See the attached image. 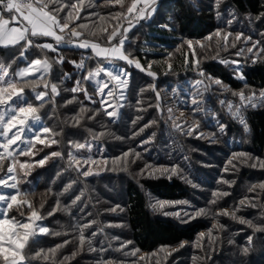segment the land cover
Masks as SVG:
<instances>
[{
    "label": "trees",
    "instance_id": "1",
    "mask_svg": "<svg viewBox=\"0 0 264 264\" xmlns=\"http://www.w3.org/2000/svg\"><path fill=\"white\" fill-rule=\"evenodd\" d=\"M85 1L90 4L83 5ZM133 2L134 0H120L119 4L117 0H61V3L69 6L75 3L77 8H65L59 13V19L63 23L64 17L71 11L73 20L69 21L70 27L65 30L71 31L75 27L76 31L83 33L79 40L87 39L101 46H109L107 36L114 30L121 32V28L129 25L123 15ZM58 6L56 4L47 10L52 11ZM155 6L152 18L149 21L143 20L141 27L127 36L124 45V52L138 61L143 71H130L120 119L129 123L131 118L129 126H133V129L128 131L129 127L127 128L131 138L126 145L128 150L138 153L155 165L171 169L175 167L177 174H172L169 170L155 176L136 178L129 177V172L126 174V171H122L118 176L99 177L101 184L95 189L100 194L102 204L90 193L89 190L93 192L90 182L77 172L76 166L68 167L69 162L62 161L65 151L60 147L59 140L58 143L41 147L37 144L40 148L37 152H32L35 149H30L29 146L28 151L15 157L18 159V187L25 191V196L35 198V202L40 192H44V196L64 192L62 198L55 195V203L59 206L71 204L74 214L71 217L67 214H64L66 217L58 216L60 218H56L55 222L43 218L41 222L49 232L62 228L63 225L73 230L75 228L78 240L71 241V236L67 237V233L63 237L44 234L33 243L31 254L41 252L43 256L47 254L43 250H57L54 253L50 251L48 259L36 256L33 258L30 254L26 264H105L108 261L114 264H264V231H255L248 223H240L239 219H232L230 215L239 209L235 211L238 218L264 227V190L257 188L250 191L254 185L264 183V168L251 166L264 161V104L258 102V97L254 102L259 106L241 109L248 127L245 130L244 125L238 118H233L228 108L232 104V111L236 110L240 105L239 95L229 97L226 94L228 91L243 92L244 95H248L245 93L248 91H264V56L252 59L249 54V60L237 73L220 62L227 57L236 59L240 49H244L241 55L247 56V49L252 47L254 41L264 43V0H158ZM11 14L13 12H4L2 15ZM77 16L79 19H76ZM81 24L87 25V29L78 27ZM218 32L242 34V37H250L251 40L245 42L246 40L230 39L225 47V41L217 39ZM65 35L66 39H71L69 33ZM32 39L35 44H53L57 51L30 47L24 53L27 59L24 60L20 58V53L24 51L20 46L0 47V63L9 70L16 71L24 66L25 61L46 58L52 65V73L47 78L48 84H53L55 79L63 86L59 95L48 99L46 108L59 111L62 103H68L72 99L73 108L89 109L91 106L93 111L100 114L99 121L108 122L110 118L99 104L95 102L93 106V102L86 99L82 91H71L76 87L77 81L89 93L92 89L95 91L84 77L101 67L103 58L95 57L90 49L72 46L71 43L57 46L51 38ZM117 40L112 43H117ZM189 41L193 44L191 49L188 47ZM197 43H201L203 47L197 46ZM233 43L235 47L231 46ZM61 57L63 63H58ZM72 61L77 64L83 62V68L77 67ZM200 69L204 72L202 78L196 74H200ZM149 71L154 75L144 73ZM209 77L211 81L219 79L228 90L211 83V87L205 91ZM197 81H203L202 85H197ZM197 91L201 93L197 97L200 110L193 112L194 106L188 100ZM146 95L152 101V108L149 112L138 110L145 118L137 123L139 116L129 105L137 103L141 106ZM167 103L175 106L177 111L196 114L191 116L198 125L194 132L204 129L212 133L211 143L215 146L213 151L202 144L204 141L185 135L173 126L175 123L186 129L184 122L177 123L174 118L169 119L172 114L167 113L170 107ZM45 113L49 114V111ZM119 124L122 127V123ZM221 125L225 126L223 132L220 130ZM141 126L144 127L142 132L137 130ZM47 127L50 132H55L48 123ZM146 140L149 142L143 143ZM73 142L78 144L83 143V140L69 138L66 145ZM102 145L105 150L112 152L117 146L114 143ZM53 152L61 155L52 156ZM239 153H246L250 159L233 157ZM45 158L47 159L41 166L39 161ZM22 163L27 167L22 169ZM134 166H139V163H134ZM229 172H234L229 179L232 182L226 184ZM115 177L121 181L120 188L111 186ZM225 192L229 195H223ZM85 194L91 199L93 212L84 210L82 197L85 198ZM77 196H80V200L73 204L72 201ZM246 198L248 203L241 205L240 201ZM214 200L215 203H212ZM158 202H164L166 206L153 208ZM109 203L116 208L115 211L106 210L111 207L108 206ZM251 204L256 207H251ZM199 209H203L205 214L194 216V211ZM17 210L20 211H17L18 216L11 211V218L24 219L29 211L25 206ZM223 210H227L229 215H218ZM190 216L194 218L189 219ZM85 225L90 226L84 227ZM81 229L96 251H90L87 243L81 249ZM92 233L96 235L93 236ZM201 234L205 237L202 238ZM250 236L251 242L248 239ZM65 241L68 243L65 244ZM61 242L65 246L60 245ZM123 244L127 245L120 252L126 250L129 253L130 249L135 253L123 257L116 255L113 252L115 247ZM181 245H198L197 249L187 251L188 256H192L191 261L189 257L190 262L178 261L183 256L186 257L183 261H186V253L168 256L166 262L160 263L139 258V254L147 255L161 248H178ZM245 248L248 249L246 254ZM172 258L174 259L171 261Z\"/></svg>",
    "mask_w": 264,
    "mask_h": 264
},
{
    "label": "snow or ice",
    "instance_id": "2",
    "mask_svg": "<svg viewBox=\"0 0 264 264\" xmlns=\"http://www.w3.org/2000/svg\"><path fill=\"white\" fill-rule=\"evenodd\" d=\"M119 3L120 0H117ZM139 3H143V7H140L137 9V5ZM155 3V0H134L132 5L127 9V12L129 14L133 13L134 10H136V18L138 19H147L150 18L152 13L155 11V9H150L149 6ZM51 4H57L58 7L54 8L52 11L47 10L49 8V5ZM70 7L72 10H76L77 5L75 3L71 4L70 6L64 3H61V0H0V47H15L20 46L24 49L20 53V58L26 60V57L24 53L30 48V47H39L42 50L47 49L50 51H57V48L53 46V44L50 43H44L42 45L35 44L32 38L36 37H50L52 38L56 45H60L61 43H76L72 39H66L65 35H61L57 33V30H59V33H64L65 29H68L70 27L69 21L73 20L72 12L69 11L67 15L64 17L63 23L59 19V13L64 11L65 8ZM19 13L20 17H22V20L19 19L16 16L12 17V23L13 24H19L20 26H9L10 21L8 19L3 18V13ZM76 19H79V16L76 17ZM78 27L82 29H87V25L81 24L78 25ZM129 29L125 28L123 32H119L117 30L112 31L107 36L108 41V47H102L100 44L95 42H90L87 39L79 40V38L82 36V32L76 31L75 27L71 28V37H76L79 42L76 43V46L82 49H91V51L95 54L97 57H104V58H118L121 60L126 61L130 65H134L137 69L143 70L141 64L138 61H135L133 59L129 58V55L124 52V45L127 42V32ZM217 35H220L217 33ZM228 35H231L230 33ZM228 35L224 36L225 41V47L227 46V40ZM242 34H239L235 37L237 41L241 39ZM117 37L119 39L117 40ZM113 40H117V43L113 44ZM246 42L250 41L251 38L247 37L245 38ZM23 42V43H22ZM259 42H255L252 44V47L248 48V52H253V49L257 47V44ZM189 48L192 47V42H188ZM232 47H235V43L231 45ZM203 47V45H201ZM244 49H240L237 52V55H241L243 53ZM264 51V50H261ZM58 63H63V58L61 57L58 61ZM221 63H229L228 61H220ZM73 64H76L77 67L83 68V62H80L77 64L75 61H72ZM237 63L238 62H233ZM151 66L149 65V68ZM51 70V63L49 60L44 59L41 61L40 59L32 60L30 64H28L27 67H24L20 70H18L15 73V77L19 79H14L12 75L9 74V69L5 67L2 63H0V149H3L4 152H7L8 157H12V152L9 151V147L11 145H16L17 141H20L21 143L28 142L30 140L29 137H27L28 132L33 133V138H35L40 143H44L43 140H40L41 133H48L50 129L46 126L42 127L41 129L37 130L34 126L41 123V117L36 114L37 109L32 106V104L27 103L26 104V97L23 94L24 89L20 88L17 90L16 84L19 82H24L26 87L33 88V91H35V86L37 81L36 80H26L25 78L29 74L33 73H41L48 74ZM200 75H204V72L202 69L199 70ZM100 72H105L106 76L109 77L111 80L117 81L116 88H127L128 82H129V75L127 72H121V73H113L111 70H106L104 68L98 69L95 73H89L88 76H85L84 79L88 80L96 75H99ZM148 75L152 76L154 75L151 71L147 73ZM67 75V74H66ZM121 75L124 77L121 79ZM243 79V77H241ZM40 79H43V77H40ZM210 79V77H209ZM197 85L202 84L203 81H197ZM211 83H215L216 85H220L224 88L225 91H227V87L222 85V82L219 79H215L214 81H211L210 83L205 85V91L211 87ZM76 87H73L71 89L72 92L77 91H83L85 98L89 101L95 103V101H92L91 96L88 95L86 89H82L79 87L80 81L76 82ZM47 88V85H45ZM98 87V93L101 95L100 104L101 107L104 109L105 114L110 117L117 116V112L114 110L112 112L107 111V107H110L107 103V97L113 96V92L115 89H110L106 94L104 93L103 88ZM104 87H107L105 84ZM153 91H155V88L153 87ZM51 93L53 96L59 95V92L57 90L56 85H51ZM124 93L122 92L121 95ZM46 92H36V99L42 100L43 97H45ZM157 99L159 100V93H156ZM201 93L197 91L192 98V104L194 106L193 111H199V103L197 97L200 96ZM239 97L241 100V104L236 107L235 111H232L233 105L229 104L228 108L230 111V114L233 116V118H238L240 120V123L244 125L245 130H248L247 123L243 116L241 115V109L245 107H257L259 106L254 101L257 99V94L252 93L249 96H245L243 92L239 93ZM259 101L260 104H264V91H262L259 94ZM71 103L72 101H68ZM139 103V101H138ZM223 104L224 102L221 101ZM26 106H23L25 105ZM41 106H43L41 104ZM123 107V105H117V108ZM83 112L84 110L81 109ZM171 114L172 110H168ZM7 118V119H6ZM139 119V117H138ZM169 119H173V117L170 115ZM30 121V123H29ZM135 123V121H134ZM152 123V122H150ZM18 125L20 127H18ZM149 125H145V127H148ZM178 131L184 132L185 135L191 136L194 131H196V128H198V125L195 127H188L185 131L181 125L175 124L173 125ZM224 125L220 126L221 132L224 131ZM15 129V131H13ZM144 129H140L142 132ZM9 133H12V135L9 137ZM23 134V138H22ZM153 135H155L153 133ZM149 141H144L143 143H148ZM52 143H57V141L53 140ZM74 147L79 149H84L86 147L83 143L75 144ZM89 149L91 145L87 146ZM131 153V150L129 152H126L123 154L125 160L124 163H127V157ZM52 156H60L61 153L59 152H53L51 153ZM135 155H139L136 153ZM239 157H246L247 159H250V157L247 156L246 153H239L237 154ZM3 153H0V159H3ZM45 159H41L39 161V164L41 166L44 165ZM69 159L70 161L76 163V157L73 155V153H69ZM121 158H116L113 160V165L119 164ZM258 159V158H257ZM96 163L95 160H93L91 157H87L84 159V163ZM246 162V161H245ZM231 163V161H229ZM235 166V165H234ZM252 167H261L264 168V161H261L259 165L256 163H253L251 165ZM20 167L23 169L27 167L25 164H21ZM77 172H79L80 175L84 177H88L92 174L91 168L80 171L79 168L76 169ZM8 173H13L14 169L13 167L9 166L7 169ZM144 170H142L143 173ZM153 171H162V172H168V169H154ZM172 174H177V169L173 167L171 169ZM151 174V173H150ZM11 179L15 180V176L11 177ZM190 183V181H189ZM225 183H228L225 181ZM0 186H3L4 188H11L15 189L17 193H19L18 183L14 182L9 184L7 177H0ZM69 187H71L69 185ZM257 188L264 190V183H260L258 185H254L250 191H255ZM67 191V188L65 189ZM223 195H229V193H223ZM80 200V196H77L75 200L72 201L73 204H76L77 201ZM10 201V202H9ZM212 203H215V200L212 201ZM248 203L247 198L245 200H241L240 204L245 205ZM164 202H158V205L154 204L153 208H156L157 206L163 207ZM16 205V207L19 209L23 205H27L28 209L30 210L31 214L27 217V222L25 220H16L15 218H11L7 214V210H11L13 206ZM251 207H256L255 204H251ZM239 209L234 210L230 215L232 219H239L240 223H248L250 227H253L255 231H264V227L253 225L250 221H245L242 218H238L235 215V211H238ZM112 211H115V209H112ZM205 214V211L203 209L195 210L194 216H199ZM229 215L227 210H223L222 213H218V215ZM23 216V213H21ZM49 215H52V213H49ZM194 216H190L189 219L194 218ZM41 219L38 212L33 208L32 204L27 201L26 199L23 201H19L17 198V194L12 195H6L0 193V264H26L29 255L31 254V248L33 243L38 239L37 232H36V226H34L35 221H39ZM90 225H85L84 227H89ZM40 233L45 234H56L59 235V233H50L48 228L45 226H38ZM222 227V226H220ZM93 236L96 235V233H92ZM203 236V234H201ZM249 242H251L252 237L250 236ZM79 242L81 249L83 248L84 244L87 243L89 245L90 251H96L95 248L91 247V240L86 239L83 234V229H81L80 236H79ZM68 241H65V244H67ZM60 247V246H58ZM183 247V245H181ZM53 253L55 250H50ZM103 251V249H101ZM248 249L245 248L244 252L247 253ZM134 254V253H133ZM76 253H73V256H75ZM36 258H44L48 259L49 257L47 255H43L41 252L35 253ZM68 259V258H66ZM105 264H113L112 261L105 262Z\"/></svg>",
    "mask_w": 264,
    "mask_h": 264
},
{
    "label": "rangeland",
    "instance_id": "3",
    "mask_svg": "<svg viewBox=\"0 0 264 264\" xmlns=\"http://www.w3.org/2000/svg\"><path fill=\"white\" fill-rule=\"evenodd\" d=\"M156 1H158V0H155V3H152L149 6L150 9L156 8V6H155ZM89 4H90V2H88V1H85L83 3V5H89ZM119 4H120V2H119ZM55 6H56V4H51V5H49V8L55 7ZM140 7H143V3H139L137 5V9ZM125 12L126 13L123 15V16H125L124 20L126 22L129 21V25L125 26L124 28H121L120 31L123 32V30L125 28L129 29L127 32V36H129L133 31H135L141 27L143 20L149 21L150 18H152V16L154 15L155 11L152 13L150 18H147V19L136 18V10H134L133 13H131V14H129L127 11H125ZM3 18L9 20V18H7L5 16H3ZM9 26H12L11 22H10ZM57 33L61 34V35H65L66 33H69V35H70L71 31L65 30L64 33H59V30H57ZM219 34L220 35L216 34L217 39H222L224 41V36L228 35L229 33H219ZM237 35H239V34H237ZM237 35H233V34L228 35V40L233 39L234 41H237L235 39V37ZM65 37H66V35H65ZM254 37H255V35H254ZM47 38H50V37H47ZM71 39L74 40L76 43H78L77 42L78 40L76 37H71ZM240 40H245V38L241 36ZM255 42H259V43L257 44V47L253 49V52H251V53L248 52V55L244 56V57H243V55H238L237 58L233 59V60H232V58L227 57V58L223 59V61H228L229 63H227V64L224 63V64L226 66H228V68H230L231 70H233L237 73L241 69V67L247 63V60H249V58H248L249 54H251L250 57H252V59L253 58H259L260 56H264V51H261V50H264V43L261 41H254L253 43H255ZM76 43H71V45L76 46ZM42 44H40V45H42ZM197 46H201V43H197ZM102 47H108V46H102ZM192 47H193V44H192ZM39 49H41V48H39ZM43 50L48 51L47 49H43ZM91 53L95 56V54L92 51H91ZM202 56H203V54H202ZM95 57H97V56H95ZM98 58H103L102 66L96 68L94 71H91L89 73H95L100 68H104L106 70H111V71H113L114 74L115 73H121V72H127L128 74H130V71H132V70H135V72H138V71L142 72L143 71L141 69H137L134 65H130L126 61L118 59V58H104V57H98ZM129 58L133 59L131 57H129ZM44 59H46V58H44ZM44 59L41 58V61H43ZM233 62H238V65H237V63H233ZM30 63H31V61H29V60L25 61L24 66L20 67L16 71L9 70V74L12 75L14 77V79H19V78L15 77V73L18 70H20L24 67H27L28 64H30ZM105 64L108 66H106ZM103 65H105V66H103ZM51 71H52V65H51V70L48 74H44L43 72L33 73V74H29L25 78L26 80H29V81H32V80L37 81L36 86H35V88H37V89H35V91H33V88H31V87H26L24 82H22V81L16 84V88H17V90H19L20 88L24 89L23 94L27 98L26 104L27 103L32 104V106L37 109L36 114L41 117V123L35 125L34 127L37 130H39L44 126L47 127V123H48V126H51L50 128H53V130L55 132L49 131L48 133H41L40 140H43L44 143H40L39 141H37L35 138H33V133L28 132L26 134L27 137L30 138V140L28 142L21 143L20 141H17L16 145H11L9 147V151H11L13 153L12 157H8L7 152H4L3 149H0V153H3V157H4L3 159H0V177H7L9 184L14 183V182L18 183V179L16 177V174H17L16 165L18 163V159L17 158L15 159V157L17 155L22 154V152L28 151L29 146L31 147L30 149H35V150H32V152H37L40 149L37 144H40V147L45 146V145H51V144H53L52 143L53 140H55V141L59 140L60 141V143H61L60 147L65 151L64 156L62 157V161L64 163L69 162L68 167H71V165H73V166H76L75 169L79 168L80 171H85V170L91 168L92 174L89 175L88 177H84V178H86L87 182H90V185L93 188V192H92V190H89V191L91 194H93L95 199L99 200L98 203H102V199L99 198L100 194L95 189V188L100 187L101 183L98 181L99 177H105V176H110V175L111 176H115V175L118 176L119 174L122 173V171H126V174H128L127 172L130 173L129 177L134 176L136 178H140V177H146V176H155V175L164 173L162 171H153L154 169L171 170V168L168 166L155 165L151 162H148V159L142 158L140 155H138V156L135 155L136 152H133V151H131L129 156L126 158L127 163L126 164L124 163L125 158H124L123 154L126 152H129L128 147L126 148V145H128L129 140H131V138H129L128 131L133 129V126H129L131 123V118L129 119V123H127L126 121H121V119H120L121 114L120 113H122V107L117 108V105H123L124 104V101H125L124 96H126V94H127V89H125L123 87L116 88L115 86L117 84V81L111 80L109 77L106 76L105 72H100L99 75H96V76L88 79L89 83L95 89V91H93V89H92L91 93H89V90L87 88L79 85L80 88L86 89L88 95L91 96L92 100L95 101L100 106H101L100 100L102 97L98 93L97 85H99V88H103L105 94L110 89H115L113 92V96L107 97V103L109 105H111L110 107H107V111L112 112L115 110L117 112V116L110 117L107 115L110 118L107 120L108 122L99 121L98 119L101 117L100 114L98 112L93 111V109H91V106H89V109H84L83 107H79V108L74 107L73 108L72 104L74 101L72 99L68 100V101H72L71 103H69V102L68 103H62L59 107V111H56L53 108L51 109V107H49V109H47L46 104L49 103L48 99L51 100L52 98L57 96V95L53 96V94L51 93V85H56L58 92H61V90H63V86H61L58 83V81L56 82L55 79L52 81V82H54L53 84H51V85L48 84L47 78H48V75H50V73H52ZM144 73L146 75H148L147 72H144ZM196 74L198 76H200L201 78L203 77L199 73H196ZM40 77H43V79H40ZM237 77H239V75ZM123 78L124 77L121 75V79H123ZM207 83H210V79L207 80ZM105 84L107 85V87H104ZM45 85H47V88L45 87ZM36 92H46V95H45V97L42 98V100H37L36 99ZM94 92H96V93H94ZM122 92L124 93L123 95H121ZM261 92L262 91H260V92L248 91V92H245L246 94H248L245 96H249L252 93H256L257 99H258L259 94ZM82 94L84 95L83 91H82ZM226 94L229 97H233V95H239V93H235V92H231V91L226 92ZM188 101L190 104H192V98L191 97L189 98ZM258 102L260 103L259 100H258ZM239 103L241 104L240 97H239ZM26 104L23 106H26ZM41 104L43 106H41ZM167 104L169 106L171 105L170 103H167ZM93 106H95V104ZM129 106H130V109L132 111L135 110L134 113H137V115L140 117L141 114H143V113H140V111L141 112H149L151 110L152 101L146 95L145 101L141 106H138L137 103L130 104ZM0 107H2V106H0ZM190 108L192 109V107H190ZM74 109H75V111H73ZM81 109H83L84 111L82 112ZM169 109L172 110L171 114H172V117L175 119L174 120L175 122H177V123L184 122V124H186L185 130H187V128L190 126L194 127L197 125L196 119H193L191 117V116H196L195 113L193 115L192 112L188 113L187 111L184 112L183 110L177 111L175 106H170L167 109V113H169V111H168ZM191 109H188V110H191ZM138 110H140V111H138ZM46 111H49V114L45 113ZM146 114L149 115V113H146ZM143 118H145V117L141 116V118H139L136 122L139 123ZM120 122L122 123L123 128L120 126V124H119ZM29 123H30V121H29ZM143 126L138 127L137 130L140 131V129L144 128ZM18 127H20V126L18 125ZM127 128H128V131H127ZM13 131H15V129H13ZM11 135H12V133H9V137ZM191 136H193L195 139H197L199 141L200 140L204 141V142H202V144L206 145L205 147L209 148L210 151L214 150V147H215V146H213L214 143H211L212 142L211 140L213 138V134L210 133L209 131H206L204 129H199L197 132H193V134ZM63 137H64V139H63ZM22 138H23V134H22ZM69 138H72V140H75V141H76V139L83 140V144H85L86 147L84 149L77 150L74 147L76 142H73L71 145H66ZM104 143H114V145L117 144V146L114 148V151H113L114 153L110 150H105L104 146L102 145ZM88 145H91L90 149L87 147ZM122 145H124L123 148H122ZM70 152L73 153V155L76 157V161H77L76 163L70 161V159H69V153ZM87 157H91L93 160L96 161V163L89 162V163L85 164L84 159ZM233 157H239V156L236 154V155H233ZM116 158H121L120 163L113 165L112 162ZM134 163H139V166L135 167ZM9 166L13 167V169H14L13 173H8L7 169ZM142 170H144L143 173H142ZM233 173L234 172L228 173L229 178H228L227 182L229 184H231V182H232V181H229V179L231 178ZM13 176H15V180L11 179V177H13ZM117 179L118 178L115 177L114 181L111 183V186H113L114 188H115V186L120 188V182L121 181L117 180ZM85 192H86V190H85ZM0 193L6 194L9 196L12 194H17V198L19 201H23L26 199L31 204H34L33 208L38 212L41 219L48 218L49 221L54 220V222H55L56 218H60L58 216L62 217V216H65L64 214H67L69 217H71V215L74 214L72 207H71V204H68V206L65 205L63 199H62V202L64 203V205L60 204V206H59L58 203L57 204L55 203V200H56L55 195L62 198L64 196V192L62 194L52 193V194H48V196H44V192H40L37 194L36 202L34 201L35 198H33V197L29 198L28 196H25V191L20 190V188H19V193H17V191L15 189L4 188L3 186H0ZM82 200H83V204L85 207L84 210L93 212L94 208L92 206L91 199L87 198V195L85 194V198L83 196ZM24 206L27 210H29L27 205H24ZM24 206H22V207L24 208ZM108 206H111L110 203L108 204ZM164 206H166V205L163 204V207ZM111 209L116 210V208L112 207V206L106 208L107 211L111 210ZM11 211H13V214L18 216L17 211L20 212V211H24V210L20 209V211H19V210H17L16 205H14L11 210H7V214L9 217L11 215ZM86 211H83V213L89 215V213H87ZM49 213H52V215H49ZM30 214H31V212L29 210L28 213L24 216V219H21V220H25L27 222V217L30 216ZM41 219L39 221L34 222V226H36V232H37L38 237L45 234V233L39 232L38 226H45V224L41 222ZM56 229L57 230L52 229V231H50V233H59V235H56V234H51V235L63 237L67 233V237L71 236V238H70L71 241L74 239H77V237H78L77 236L78 234H76L77 229H75V228L73 230V229L69 228L68 226L63 225L62 228L58 227ZM203 237H205V235H203L202 238ZM62 244H63V242L60 243V245H62ZM126 245L127 244H125V245L123 244V246H121V247H115V251H113V252H115V254L117 253L116 255H119L122 257L133 255V253H135V251H131L130 249H129V253L126 250L120 252ZM62 246H65V245H62ZM197 248H198V245H194V246L183 245V247L180 246L178 248H161L158 251L151 253V254H147V255L139 254V258L143 259L144 261H146V260L151 261L152 260L155 263L156 262L157 263L166 262V260L168 259V256L176 255V254H177L176 256H178L182 253L187 254V251L192 250V249H197ZM52 250L56 251L57 249H52ZM43 251H45L47 253L46 254L47 256L50 253V251H46V250H43ZM187 256H188V254H187ZM31 257L34 258L35 254L32 253ZM189 257H190V261H191L192 256H190V255L188 256V259L186 261H183L186 258L184 256L180 258L181 261L179 259H178V261L187 263L189 261ZM173 259L174 258H172L171 261ZM195 259L196 258L194 257L193 260H195ZM171 261L169 259V262H171ZM174 262H176V261H174ZM118 264H132V263L128 262V263H118ZM190 264H193V263L191 262Z\"/></svg>",
    "mask_w": 264,
    "mask_h": 264
},
{
    "label": "crops",
    "instance_id": "4",
    "mask_svg": "<svg viewBox=\"0 0 264 264\" xmlns=\"http://www.w3.org/2000/svg\"><path fill=\"white\" fill-rule=\"evenodd\" d=\"M13 16H16V17H18L19 19L22 20V17H20V14L19 13H15V12H13V14H11L10 16H5V17L9 18V21L11 22ZM11 25L12 26H17V27L20 26L19 24H13L12 22H11Z\"/></svg>",
    "mask_w": 264,
    "mask_h": 264
}]
</instances>
